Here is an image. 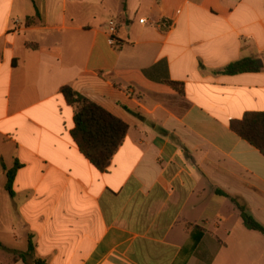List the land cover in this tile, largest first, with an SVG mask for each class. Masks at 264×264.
Returning a JSON list of instances; mask_svg holds the SVG:
<instances>
[{"label":"crops","instance_id":"crops-1","mask_svg":"<svg viewBox=\"0 0 264 264\" xmlns=\"http://www.w3.org/2000/svg\"><path fill=\"white\" fill-rule=\"evenodd\" d=\"M94 3L0 0V264L29 241V264H264V236L217 194L264 225V156L230 128L264 112V70L217 74L264 59V0ZM64 86L128 125L105 172Z\"/></svg>","mask_w":264,"mask_h":264},{"label":"trees","instance_id":"trees-1","mask_svg":"<svg viewBox=\"0 0 264 264\" xmlns=\"http://www.w3.org/2000/svg\"><path fill=\"white\" fill-rule=\"evenodd\" d=\"M40 18V13L36 10V17L28 19L27 23H34ZM117 40V39H116ZM115 48L120 49L122 45L117 40ZM264 70V59L262 61L254 59H244L232 63L217 74L238 75L243 73H258ZM180 94H184V85L170 80L165 81ZM66 102L74 107L75 128L72 131V137L77 143L80 152L88 159L99 171L105 172L111 165V162L125 141L128 133V125L122 120L107 112L98 104L90 101L86 97L76 92L71 86H64L60 89ZM230 128L243 140L256 148L264 156V112H248L242 119L230 122ZM19 165L16 164L11 170L3 169L7 172L6 188L12 194V184ZM217 194L229 197L236 206L244 227L249 231H254L264 236V225L260 223L249 211L246 204L231 198L222 191ZM0 248L2 245L0 243ZM34 246L29 241V247L26 254L18 256L25 262L28 256L34 255ZM33 264H46L40 259L34 260Z\"/></svg>","mask_w":264,"mask_h":264},{"label":"built area","instance_id":"built-area-1","mask_svg":"<svg viewBox=\"0 0 264 264\" xmlns=\"http://www.w3.org/2000/svg\"><path fill=\"white\" fill-rule=\"evenodd\" d=\"M69 1H72V0H69ZM139 22L141 24H144L147 22V20L141 19ZM117 31H118V27H117L116 23L114 21H111L109 23L110 44L114 47H115L116 42H117V40H116Z\"/></svg>","mask_w":264,"mask_h":264},{"label":"rangeland","instance_id":"rangeland-1","mask_svg":"<svg viewBox=\"0 0 264 264\" xmlns=\"http://www.w3.org/2000/svg\"><path fill=\"white\" fill-rule=\"evenodd\" d=\"M90 1V3H92V4H95L94 2H97L98 0H89ZM110 1H112V0H110Z\"/></svg>","mask_w":264,"mask_h":264}]
</instances>
